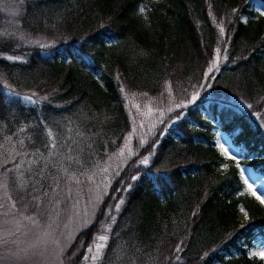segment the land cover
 Here are the masks:
<instances>
[{
	"label": "trees",
	"instance_id": "1",
	"mask_svg": "<svg viewBox=\"0 0 264 264\" xmlns=\"http://www.w3.org/2000/svg\"><path fill=\"white\" fill-rule=\"evenodd\" d=\"M251 1L0 0V33L1 7L14 10L9 34L0 36L12 44L0 53V153L14 157L0 165V175L7 173V185L14 182L13 199L29 197L17 188L19 168L82 174L115 152L130 130L126 97L160 107L199 93L168 113L162 134L135 148L95 218L66 246L64 264H80L104 222L108 247L98 264H264L249 253L264 245V206L244 191L236 162L213 142L215 131L224 132L237 146L239 165L264 179V128L258 127L264 121L251 115L264 116V16ZM216 49L218 70L208 79ZM6 89L34 100L9 97ZM176 111L183 112L179 120ZM142 156H149L147 165L139 164ZM129 184L127 192L114 191ZM112 197L124 200L119 211ZM109 205L115 222L99 211Z\"/></svg>",
	"mask_w": 264,
	"mask_h": 264
},
{
	"label": "rangeland",
	"instance_id": "2",
	"mask_svg": "<svg viewBox=\"0 0 264 264\" xmlns=\"http://www.w3.org/2000/svg\"><path fill=\"white\" fill-rule=\"evenodd\" d=\"M251 5L253 8L264 12L263 5L257 0H252ZM1 10L4 15L2 32L8 35V31H10V26L12 25L11 22L14 16V10L10 9L8 4H4ZM19 39L24 44L33 42L29 38L23 39L20 36ZM219 60V57L215 54L211 64L207 67L205 72H207L208 68L212 67L214 63L217 66ZM195 93L199 95L198 92ZM6 94H8L9 97L16 96L24 102H32L34 100L32 95L14 94L8 89H6ZM193 94H191L186 101H171L160 107H154L147 103L139 104L130 97H126L130 130L123 138L119 148L107 156L101 164H98L91 170L83 172L82 174H66L61 170L49 172L43 167L39 169L35 167L32 169L29 168L27 173H25L26 168H19V172L15 169L16 173L14 176H16V183L17 177L18 182L22 183L20 185L17 183V188L22 185V191H26L27 189L29 194L27 200L22 198V196H20V200L22 201L18 200L19 198L13 199L8 189L11 187L14 189V187H16L14 182H11V185H7V173L2 174V176L0 175V204L4 205L3 208H0V264H59L55 259L54 252L60 254L64 264V252L61 254L59 252L60 248L65 249L75 232L85 227L83 223L85 219L84 213H87V219L92 221L93 213L102 195L106 193L112 179L115 178V171H120L126 161L135 155V148L141 146L139 143L141 139L147 142L157 132L162 134L165 125L169 123V121H166V119H168V113H170L167 111L169 107L176 109L177 103H187ZM26 96H31L32 99L30 101L25 100L24 97ZM161 120L164 122L161 123ZM150 129L151 131H149ZM213 142L224 159L230 158L229 156L222 155L218 148V143L224 144L225 148L229 149L230 155H235L238 159L237 146L230 142L224 132L215 131L213 134ZM125 145L131 147L134 153L133 155H128ZM122 148L124 149L123 156L120 155V150ZM7 153L8 152H6V154ZM0 155V165L8 163L14 157L11 153L4 156L1 152ZM21 161L22 158L18 161L17 165H20L22 163ZM29 161H26L27 165L30 164ZM104 167L108 168L107 173L102 171ZM9 168H7V170ZM237 168L244 191L257 200L256 197L252 195V192L248 190V186L244 184V179L247 178L249 180V183L253 186V191L259 189L257 195L264 192V179L254 172L250 166L239 165ZM241 171L245 173L244 177H241ZM92 173H96L94 177L96 183H92L85 178L86 175H92ZM104 177H107V180H104ZM72 178H79L81 183L76 184ZM97 184H99V187H97ZM45 193H47V195H45ZM34 196L38 197L35 201L33 200ZM90 201L94 203H90ZM13 203L16 205L14 209L11 208ZM29 206H34L35 211L40 210L41 214L37 212L30 213L27 210ZM6 210L11 214L5 215L4 213ZM25 217H32L35 223L25 219ZM244 218V212L242 210L239 211L238 220L242 222ZM17 221H19L20 224L18 231ZM100 227V232L95 234V236L106 235L107 223H102ZM10 232L13 234L9 235ZM66 237L68 239H65ZM92 242L93 239L89 244ZM261 251H264V245L255 244L249 249L250 254L252 252ZM256 257L262 259L260 256ZM98 262L99 261H96L95 264H98ZM80 264H92V262L82 259Z\"/></svg>",
	"mask_w": 264,
	"mask_h": 264
},
{
	"label": "snow or ice",
	"instance_id": "3",
	"mask_svg": "<svg viewBox=\"0 0 264 264\" xmlns=\"http://www.w3.org/2000/svg\"><path fill=\"white\" fill-rule=\"evenodd\" d=\"M21 2H23V0H21ZM141 11H143V10H141ZM233 11H235V9ZM260 15L261 16H264V12H261ZM220 32H221L222 35L224 34V28L223 27L220 28ZM0 36H5V34L4 33H0ZM10 47H12V44L9 41H7V40L0 41V53H2L5 48H10ZM40 47H45V45L41 44ZM225 51H226V49H225ZM220 52H221L220 49H216L217 56L219 55ZM5 58L7 60H10V61H19V59H20L19 57H16V56H13V55H7ZM215 70H218V68H217V66L214 63L213 66L212 67H209L208 70H207V72L204 73V76L207 77L208 79H211V75H212V73ZM166 84H167L168 93H169V95H171L172 94V86H171V84L169 82H166ZM201 86L203 87V85H201ZM120 91L121 92H124L123 86H121ZM184 91H187V89H184ZM143 95L147 96V93H143ZM197 96H198V94L194 93L192 95L191 99L188 100L187 103L194 102L197 99ZM24 99L30 101L32 99V97L31 96H26V97H24ZM187 103H183V102L177 103L176 104V109H183V108L187 107ZM247 107L249 109H251L252 108V105L249 104V105H247ZM167 111L168 112H173L174 109L171 108V107H169L167 109ZM161 115H162V113H161ZM251 115L253 117H255L258 121H264V116H262L261 113H259V112H252ZM182 116H183V112L176 111V115H175V119L176 120L181 119ZM169 119H171V117ZM160 122L163 123L164 121L161 120ZM258 127L259 128H264V123H259L258 124ZM149 131H151V129ZM232 131H236V129H233ZM239 134L240 133L237 132V135H239ZM51 135H52L51 132H49V136L50 137H51ZM139 143H140L141 146H143L146 143V141L144 139H141L139 141ZM158 143H159L158 140H154L151 143L150 148L151 149H155V147L157 146ZM125 148H127L128 155L129 156H131V155L134 154L132 152V149H131L130 146L125 145ZM218 148H219L220 152L222 153V155L229 156V158L231 160H233V161L236 162L237 167H239V160L237 159V157L235 155H230L229 149L225 148L224 144L218 143ZM154 154H155L154 151H152V152L149 153V155H154ZM120 155L121 156L124 155V149L123 148L120 150ZM76 163L79 164L80 162L79 161H76ZM148 163H149V156H142V158L139 159V164H141V165H147ZM17 167H19V165H17ZM64 171L67 172V169H64ZM102 171L104 173H107L108 172V168L107 167H104L102 169ZM95 175H96V173H92V175H86L85 178L88 181L92 182V183H96V181L94 179ZM114 175L115 176H119L120 175V172L119 171H115ZM240 175H241V177H244L245 176V173L243 171H241ZM72 179L74 180V182L76 184L81 183V181L79 180V178H72ZM103 179L104 180H107V177H104ZM137 179H138V177L135 176V175H133L131 177V180L132 181H135ZM117 183H124V181L120 180V181H117ZM244 184L248 186V190L252 192V195H254L256 197V199L260 202V204L264 205V198H262V197H264V192H261L259 195H257V192L259 191V189H256L255 191H253L252 190L253 189V186H252V184L249 183V180L247 178L244 179ZM97 187H99V184H97ZM130 188H131V185L129 184L125 188H116V189H114V191L115 192H127V191L130 190ZM45 195H47V193H45ZM104 195H107V193H104ZM112 198L113 199H116L118 201L114 205V209H115V211H119L121 205L124 203V200L122 198H117V197H112ZM37 199H38V197H35V196L33 197V200L34 201L37 200ZM90 203H94V202L90 201ZM3 207H4V205L0 204V208H3ZM15 207H16V205L13 203L11 205V208L14 209ZM112 208H113V206L109 205L108 208H107V210L101 208V209H99V211H100V213H101L102 216H111ZM4 214L5 215H9L11 213L6 210ZM196 214L197 213L193 212V216H195ZM84 216H85V219H84L83 223H84L85 227H88L89 224L92 221L89 220V219H87V213H84ZM94 218H95V213H93V219ZM25 219H27V220L32 221L33 223H35V221L33 220L32 217H25ZM115 219H116L115 216H111V220L113 222H115ZM19 227H20V224H19V221H17V231L19 230ZM12 234L13 233H11V232L9 233V235H12ZM45 235H47V234H45ZM65 239H68V238L66 237ZM108 239H109V237L107 235H98V236H95L94 235L93 242L87 246V248H86V250H85V252H84V254L82 256V259L84 261H91L92 264H95L96 261L101 260L103 258V256H104V250L108 247V243H107L108 242ZM83 244H84V242L81 241V245L82 246H83ZM182 244H183V241H181V242H179V243H177L175 245V252L177 254L182 251ZM64 251H65L64 248H60V250H59V252L61 254ZM251 254H252V256H260L262 259H264V251H261V252H252ZM54 255H55V259L59 262V264H63V260L61 259L60 254H57V253L54 252ZM71 255L72 256H75L76 255V251H73L71 253ZM204 256L207 257L208 256V253H205ZM175 259L177 261H179L180 260V256L179 255H176Z\"/></svg>",
	"mask_w": 264,
	"mask_h": 264
}]
</instances>
